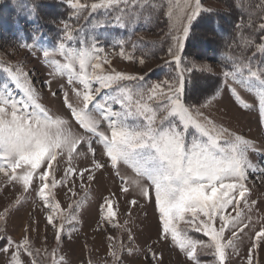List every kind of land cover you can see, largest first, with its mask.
I'll use <instances>...</instances> for the list:
<instances>
[{"label": "snow or ice", "instance_id": "6c2138e0", "mask_svg": "<svg viewBox=\"0 0 264 264\" xmlns=\"http://www.w3.org/2000/svg\"><path fill=\"white\" fill-rule=\"evenodd\" d=\"M67 4L76 14L89 7L80 0H67ZM261 7L264 8V5ZM101 10L105 14L114 12L112 20L125 28L129 24L139 23L141 19L145 23L150 22L160 9L158 0H97L90 4L91 12ZM211 11L203 7V0H166L165 15L171 22L173 41L168 49L171 61L166 63H174L175 75L151 84H144L142 75H131L115 69L106 71L103 65H110V61L107 56L101 57L100 53L104 50L95 44L83 46L82 38L79 40L80 47L70 46L78 36L69 29L68 24L64 25V38L57 50L65 63H51L56 73L67 76L69 85L75 82L81 86L72 87L71 91L82 106H73L68 92L63 93V104L84 133L89 135L73 132L67 119L50 114L39 102L37 90L21 69L17 68L15 72L10 68L4 69L15 87L22 90L23 98L16 99L6 86L0 88V174L7 183H20L25 192L37 184L38 178L37 195L48 210L47 225L55 229L57 242L63 236V223L57 226L54 221L59 218L62 222L72 223L76 216L71 211L58 213L60 205L53 201L50 189L66 182L69 177L75 178L76 169L71 167L72 157L81 144H86L93 160L90 169L80 170V178L85 172L91 173L92 169L100 170L110 165L122 185L128 183L139 189L143 197H150L154 192L162 228L159 239L167 241L170 236L173 246L184 253L191 264H200L201 254L213 256L216 264H226L227 250L236 251L238 233L242 234L249 226L244 224V213L239 206L243 203L245 208L251 210L256 204L254 200L249 204L251 190L247 187L250 172H256L248 155L255 150V145L206 116L200 109L207 107V103L196 107L185 101L189 92L199 88L191 74L211 69L203 65L197 68L195 64L188 67L182 52L194 22ZM236 27L239 32L242 26ZM258 30L264 32V23L259 24ZM239 38L240 47H255L264 54V43L257 44L242 32ZM117 44L122 58L136 59L133 54L137 50L136 44L131 46L133 52L126 51L123 40ZM148 54L143 52L139 64H144ZM43 55L47 58L49 51L44 50ZM228 59L231 70L222 73L225 81L231 80L255 95L259 115L264 122V61L254 68L251 58L246 60L242 56H229ZM225 86L240 107H251L241 99L235 88L227 83ZM103 90L107 92L102 95ZM52 95L56 93L52 92ZM102 121L110 129V135L100 131ZM189 133H192L191 139H188ZM92 137L97 138L104 149L103 155L107 159L103 163L95 159ZM64 153L67 154L69 167L65 169L64 181H58L54 173L59 170L58 156ZM121 163L132 169L135 178L126 180L120 176L118 165ZM93 178L92 174L88 175L89 181ZM145 180L147 185L142 183ZM261 180L264 181V171ZM128 191V187L121 188L123 194ZM79 203L69 205V209L78 207ZM130 203L135 205L137 202L132 200ZM229 206H233L235 211V216L231 218L224 214ZM100 211L102 219L111 222L115 215L112 199L106 197ZM6 215L7 212L0 214V220ZM201 215L204 219H200ZM217 217L221 222L219 228L213 226ZM181 221L189 224L195 232L202 233L207 241L193 238L187 229L178 226ZM226 229L231 230V237L227 239L224 237ZM255 236L256 240L264 239V227ZM129 239H132L131 235ZM9 245L12 246L11 240ZM14 247L9 264H23L21 250L31 257V264H40L27 236ZM119 247L123 249L124 245ZM253 247H256L255 242ZM2 251L7 252L8 249ZM149 252L156 264H162V258H158L151 248ZM109 255L113 257L114 264H121L117 251L110 249ZM51 264H62V258L60 261L53 258Z\"/></svg>", "mask_w": 264, "mask_h": 264}, {"label": "rangeland", "instance_id": "374dc122", "mask_svg": "<svg viewBox=\"0 0 264 264\" xmlns=\"http://www.w3.org/2000/svg\"><path fill=\"white\" fill-rule=\"evenodd\" d=\"M80 2L86 3L89 7L81 12L83 14L80 18L81 22L76 24L85 22L87 26L92 27L93 17L90 14L95 12L90 11V4L97 0H80ZM261 5H264V0H203V7L212 10L210 14L206 12L203 16L216 15L223 18L217 25L223 27L228 21L230 24L226 25L230 32L228 31L226 36H219L212 28L210 29L207 21L202 22L200 18L194 22L191 35L182 52L188 67L195 64L197 68L203 65L211 69L207 72L194 71L191 74V78L197 81L199 88L190 98L185 97L186 103L196 107L207 103V107L200 109L206 116L230 131L251 140L255 145V150L250 151L248 155L250 162L256 167V172H250L247 187L251 190L248 195L249 204L253 200L256 204L251 210L245 208L243 203L240 204V210L244 213V224L249 226L242 234L238 233L236 251L227 250L226 264H249L250 255L251 264H264V239L256 240L255 236L256 232L264 227V181L261 180V173L264 171V122L261 121L255 95L231 80L225 81L222 73L226 70L218 64L217 56L218 52L221 53L225 48H232L234 45H232L234 40L229 36L232 34V22L237 26L242 21H254V37L256 32L257 34L261 32L258 30L259 24L264 23V8ZM61 6L69 8L67 0H0V88L6 86L16 99L23 98L22 90L15 87L8 73L4 71L5 68H10L13 72L17 68L21 69L37 90L39 102L50 111V114L67 119L73 132L89 135L84 133L63 104V93L68 92L70 103L75 107H81V103L71 91L72 87L81 86L75 82L69 85L67 76L56 73L51 63L52 61L65 63L64 57L57 50L59 42L64 38L65 24L54 19L55 13L62 9ZM158 7L163 22L161 29L154 33L141 34L140 37L145 40H163L165 57L159 54L154 58H145L143 65L139 64V58L125 60L119 54L120 47L112 48L101 41L107 36L106 32L102 31L103 28L88 31L86 35L82 31L77 41L72 42L70 46L80 47L79 40L82 38L83 46L89 47L95 44L103 49L104 51L100 53L101 57L107 56L110 61V65H103L106 71L115 69L131 75L144 77L150 75L151 83L170 79L175 75L174 70L169 77L161 75L160 71L166 61H171L168 49L173 44L170 35L171 22L165 15L166 0H158ZM26 11L31 15H27ZM30 16L34 19L31 20ZM239 19L240 21L237 22ZM13 23L18 25L15 34L10 32L9 27ZM42 30L47 35L35 37ZM243 31L244 35L249 36L245 29ZM157 33L160 35L158 36ZM223 37L225 38L221 40ZM262 39L259 40L262 42ZM44 50L49 51L47 58L43 55ZM226 83L235 88L241 99L251 107L247 109L240 107L225 86ZM52 92L56 95L53 96ZM106 92L107 90H103L102 95ZM100 131L110 135V129L103 121ZM191 136L192 133H189L188 139H191ZM91 147L95 149V159L105 162L107 158L103 155L104 149L97 138L92 137ZM58 160L59 170L54 176L58 181H64L65 169L69 167L67 154L58 156ZM92 160L93 155L88 151V146L81 144L72 157L71 167L76 169L75 178L69 177L66 182L58 183L56 188L50 189L53 201L60 205L58 213L67 214L71 211L72 215L76 216V220L72 223L62 222L59 218L54 221L57 226L63 223V236L59 242L55 239V229L47 225L48 210L37 195L38 178L37 184L30 186V190L25 192L20 183H7L3 174H0V214L7 212L3 220H0V229H2L0 264H9L11 254L15 251L14 246L25 236L28 237L40 264H51L53 258L57 261L62 258V264H114L113 257L109 255L110 249L119 253L121 264H156L149 252L150 248L158 258H162V264H191L185 254L173 246L170 236L167 241L159 239L162 228L155 207L154 192L150 197H143L139 189L128 183L122 185L110 165L100 170L92 169L91 173L85 172L81 179L80 170L90 169ZM118 170L120 176L126 180L135 178L132 169L122 163L118 165ZM89 174L94 176L92 181L88 180ZM51 178L50 176L49 182ZM142 183L148 184L146 180ZM122 187L129 188L127 194L121 192ZM106 197L113 201L115 215L111 218V222L102 219L101 216L100 207ZM18 198H20L19 203ZM132 200L137 203L131 204ZM78 201L80 202L78 207L69 209V205H76ZM224 214L229 218L235 216L233 206L225 209ZM200 219H204L202 215ZM220 224L217 217L213 226L219 228ZM178 226L187 229L193 238L207 241V237L192 230L189 224L181 221ZM129 235L132 237L131 240ZM224 237L230 238L231 230L226 229ZM9 240L12 241L11 247ZM254 242L256 247H253ZM121 244L124 245L123 249L119 247ZM2 249L8 251L4 252ZM21 259L23 264H31V257L23 250H21ZM199 260L200 264H216L211 255L201 254Z\"/></svg>", "mask_w": 264, "mask_h": 264}, {"label": "trees", "instance_id": "16d2710c", "mask_svg": "<svg viewBox=\"0 0 264 264\" xmlns=\"http://www.w3.org/2000/svg\"><path fill=\"white\" fill-rule=\"evenodd\" d=\"M31 2V1H30ZM32 3V2H31ZM61 10L55 13L54 19L57 21H61L64 24H68L69 29L73 30L74 35L79 36V33H83L86 35L88 31H95L97 28H103L105 31H108L110 35H107V37L102 40L104 41L105 44H108L107 46L109 47H120L117 42L120 40H123L125 42V49L127 52H133L132 50V44L137 45V50L133 53L136 58H140L143 52H148V56L146 58H154L156 55H163L164 57L166 56V50L163 48V40H145L140 37L141 34H146V33H154L156 30L161 29L162 27V18L160 16V13H156L153 18L151 19L150 22L145 23L143 19L137 24H129L125 28H121L118 25L115 24L114 20H112L113 13H108L105 14L104 11H98L97 13H92L90 15H93V26L89 27L86 25V23H82L80 25H77V22H81L80 18L83 16V14L79 13L76 14L75 10L68 8L67 6H61ZM150 10V8L148 9ZM31 15V14H29ZM109 15V16H108ZM30 19L33 20L30 16ZM223 20V18H219L216 15H206L202 16L200 21L206 22L210 25V29L212 28L213 31H215L216 34L219 36H226L228 31L227 30V25L223 24V27L218 26L217 23H221L220 20ZM111 21V22H109ZM240 21L237 20V22ZM12 22V21H9ZM224 22V21H223ZM249 23L251 26H249ZM98 24H103V27L97 26ZM230 24V23H229ZM254 21H242L240 22V26H242L238 32L237 27L234 26V22H232V34H229L230 38L234 40L232 42V48H225L221 53L218 52V64L222 67L223 70L230 71L231 70V61L228 59L229 56L232 57H244L246 60L248 58H251V64L255 68L256 66L261 64V61H264V54L259 53L255 47H246L242 48L240 47L239 42L241 41L239 38V33L242 32L244 33L245 31L248 33V35L252 38L254 37ZM10 32L14 33L16 31V28L18 27L17 23L10 24ZM245 27V28H244ZM43 31V30H42ZM117 32V33H116ZM230 32V31H229ZM42 34L46 32H41ZM159 36L160 34L157 33ZM217 36V37H219ZM228 36V39H229ZM246 36V34H245ZM225 37H223L221 40H223ZM260 38L262 39V42L259 40ZM255 43H264V32H259L256 36L254 37ZM192 44V43H191ZM166 45V44H165ZM163 48V49H162ZM195 49H199L198 47H192ZM175 65L174 63H165L161 68V75L163 76H170L171 72L174 70ZM144 84H151V76H146L144 77ZM193 95V92H189L186 97L190 98V96Z\"/></svg>", "mask_w": 264, "mask_h": 264}]
</instances>
